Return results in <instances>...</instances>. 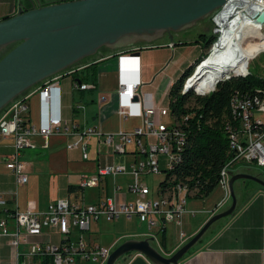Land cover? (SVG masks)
I'll return each instance as SVG.
<instances>
[{
    "label": "built area",
    "instance_id": "built-area-1",
    "mask_svg": "<svg viewBox=\"0 0 264 264\" xmlns=\"http://www.w3.org/2000/svg\"><path fill=\"white\" fill-rule=\"evenodd\" d=\"M262 8L264 0H225L210 14L211 33H215V40L208 48H212L219 38L228 35V31L237 32L251 21L255 22V14ZM254 55L255 53L250 58ZM136 57L129 55V52L118 53V64L122 65H119L117 70L115 89L118 117L122 120L131 116L139 118V123L131 129L102 131L95 124L81 125L61 118L59 113L49 115L43 112L53 99H58V79L73 70L80 73L84 64H76L74 67L52 74L44 78L42 83L31 87L38 95L40 108L38 121L33 122L26 116L28 106L26 98L29 94L27 91L0 110V137L11 139V149L8 153L1 154L0 160L14 176V187L9 192L11 198H7L0 190V239L4 238L6 244L13 250L16 264H39L42 255L50 256V264H73L75 259L92 260L97 261L96 264H103L115 244L109 246L95 242L89 244L82 234V230L88 228L89 222L98 218L112 220L119 216L129 218L134 215L148 230L141 232L140 236H152L153 241L163 229L164 222L174 221L179 226V238H182L181 241L186 240L180 228V218L186 211L187 187L179 183L160 187V180H163L166 173V163L170 162L175 154H180L181 135L185 134L180 123L189 115H183L181 121L179 120V127L170 128L167 122L163 121L165 106L141 103L140 82L123 75V72L130 68L129 62ZM240 70L244 71V74L248 73L247 61ZM222 79H225L222 75L215 78L213 88L206 90V94ZM94 84L93 80L83 79L82 75L71 80V86L75 90L89 89L94 87ZM199 87H203V83ZM135 104L137 109L133 110L132 105ZM235 105L238 128H231L228 122L223 126L229 151L225 170L219 172L217 180L223 196L210 209V214L221 206L229 195L227 186L229 171H239V168L249 164L264 170V123L254 115L255 111L264 112V91L261 93L243 91L241 96L235 97ZM78 106L76 103L75 107ZM51 135L66 137L65 148L78 149L82 159L93 160L94 157L97 159L99 155L97 143L106 146L108 150H104L106 154L123 152L125 146L131 143L134 159L129 164L104 162L98 164L93 173L79 175L75 186L80 189L99 188L100 193H97L94 202L84 203L78 200L71 201L68 197H58L48 201L41 210H18L16 186L27 181L24 162L18 158L19 151L31 145L34 137L39 136L46 140ZM91 138L96 143L91 150L92 157L89 151ZM135 155L142 158L135 160ZM158 172L163 176L158 180L155 189L140 181V176ZM117 174H127L131 178L132 182L126 185V190L134 194V200H124L116 195L118 185L114 183L112 195H107L105 178ZM166 181H171V178ZM102 190L105 191L104 195L101 193ZM73 231L76 232V236L71 238L70 235L75 234H72ZM43 234H46L47 238L38 239ZM52 234L57 236L56 242L51 241Z\"/></svg>",
    "mask_w": 264,
    "mask_h": 264
},
{
    "label": "crops",
    "instance_id": "crops-1",
    "mask_svg": "<svg viewBox=\"0 0 264 264\" xmlns=\"http://www.w3.org/2000/svg\"><path fill=\"white\" fill-rule=\"evenodd\" d=\"M19 2L24 3V0H0V19L4 16L12 15ZM49 2L39 3L43 4ZM175 34L176 33H174L172 37L175 36ZM198 41L199 40H196L195 38L191 43H176L173 38L168 40L167 36L163 35L152 42H143L140 44L135 43L126 48L118 47L110 50L106 47H102L94 55H91L81 61V64L84 65L90 63L94 65V72L95 74L97 73L95 80L93 77V82L95 83L94 87L85 90H76L78 91V97L75 98L73 96V90L75 89L71 86V77L69 76V80L66 81L63 86L60 84V81H58V99H53L48 108H44L43 112L49 115L59 113L61 118L81 125L95 124L102 131L112 132L116 131L118 128L126 130L131 129L139 123V118L137 116H131L124 120L120 119L116 113V101L111 102L110 100L109 102L107 100L108 97H111V99L113 97L114 99L116 98L115 89L117 84V70L119 65H122L121 63L118 64L119 50L133 49L138 51V56L136 59L129 62L130 68L126 69L125 72H123V75L129 79H136L140 82L139 89L141 93V103L143 105L165 106L167 105V89L171 82L175 79L176 69L178 67L176 62L186 61L191 58V56L195 55L196 51H198L197 48H200ZM115 55L116 57L114 59L112 58L108 61L109 58ZM174 60L175 63L171 64ZM101 61L105 62L99 63ZM107 63H109L110 68L111 65H113L112 69L114 68L112 71L114 73V81L112 83L113 87L111 88L112 92L105 90L107 89L106 84L104 86V83L99 82V78L104 74V72H108L105 69ZM103 65L104 68L101 69V66ZM27 92H29V94L26 98L28 104L26 116L31 121L36 122L39 119L40 111L37 91L30 88ZM102 97L104 99H102ZM81 98H83L85 103L93 102L95 99L97 103L96 108L90 111L86 110L84 108V102L80 101ZM76 103L79 104L78 107H75ZM167 108L168 107H166V109ZM132 109L136 110L137 105H132ZM254 115L260 118L264 123V112L255 111ZM5 139H8L9 141L5 142ZM0 140H3V143H1V149L4 150L9 148L7 150L9 152L11 149V139L0 137ZM66 140V137L62 135H51L48 136L46 140L36 136L32 139L31 145L27 147L32 150L31 153H44L41 150L46 149L48 154L46 164L47 166H54L56 164H64V157L67 152L70 153L72 150L79 152L78 149H72L71 151L66 149L64 146ZM91 143L94 145L96 144L92 138ZM4 153L7 152H0V156ZM28 157L31 158L32 156ZM35 160L37 159H33L30 163H25L23 161L26 174L28 172L32 175H36L33 167ZM109 161L110 158H106L103 160V163ZM243 167L248 166L246 165ZM238 170L255 174L249 170L242 169V167ZM0 172V190L4 192L5 196H8V193L14 187V176L7 168ZM61 183L62 182L59 181L56 194L51 193L47 198L41 199V201L40 198L36 197L38 207L40 208L35 210L43 209L47 202L52 199L65 197L66 195L69 196L70 189L67 188V185L73 183L66 180L63 185H61ZM106 187L107 179L105 178V188ZM235 192V206L233 212L211 222L202 233L199 240L182 256L179 260V264H264V188L257 184H246L245 181L242 182L240 180L237 183ZM221 197L217 198L214 202H211L212 204L210 203L207 206L204 204H199L195 206L196 208H186L185 206L186 211H184L181 216L185 225V231H183L184 239H187L200 227V225L210 215V209L215 206ZM16 207L19 210L17 203ZM168 222H170V225L167 229L166 224ZM97 223L98 219H93L89 222L88 228L82 230L83 237L89 244L93 243L92 238L90 239L89 237L90 225L94 229ZM176 226L178 225L174 221L164 222L162 231L163 239L161 243L164 251L162 253L165 255L171 253L184 241H181L182 238H179L178 232H176ZM44 230L51 229L44 228ZM73 233L76 234L75 231H73L72 234ZM140 235V232H135L131 228L120 227V229L116 230L110 238L105 240L109 245H116L118 243L117 240L122 236L133 238L143 237ZM46 238V234L38 237V239L42 240H45ZM50 239L51 241L56 242L57 236L52 234L50 235ZM100 245H102V243ZM0 264H16L13 250L6 244L4 238L0 239ZM114 264L153 263L138 252L132 251L129 252L125 258H118Z\"/></svg>",
    "mask_w": 264,
    "mask_h": 264
},
{
    "label": "water",
    "instance_id": "water-1",
    "mask_svg": "<svg viewBox=\"0 0 264 264\" xmlns=\"http://www.w3.org/2000/svg\"><path fill=\"white\" fill-rule=\"evenodd\" d=\"M19 2L12 15L0 19V110L32 86L68 67L81 64L102 47L116 49L149 43L172 35L206 17L225 0H59ZM254 21L264 22V8ZM138 56L136 50H122ZM250 179L264 187V179L245 171H229L230 203L210 214L200 227L171 253L165 255L152 244V236L129 237L118 242L103 264H114L132 251L153 264H179L214 220L231 214L235 206L232 183Z\"/></svg>",
    "mask_w": 264,
    "mask_h": 264
},
{
    "label": "rangeland",
    "instance_id": "rangeland-1",
    "mask_svg": "<svg viewBox=\"0 0 264 264\" xmlns=\"http://www.w3.org/2000/svg\"><path fill=\"white\" fill-rule=\"evenodd\" d=\"M49 1L54 2V1H59V0H34V2H49ZM261 31L264 32V24L261 25ZM200 32L206 34L207 36L209 34H213L214 40H215V33H211L210 15L203 17L201 19H198L192 25L175 32L176 34L172 38L176 43L178 39L179 40H193L195 38L198 39L199 38L198 33ZM198 42L200 44V48L199 47L197 48L198 51H196L195 55L191 56V58H189L186 61L176 62L178 67L176 69L175 78L181 73V71L187 65H189L190 62H191L190 63V66H191L192 62L194 63V61L200 59L202 55L205 56L208 53L210 49L208 47L210 46L211 43L209 44L208 47L202 48L201 41H198ZM257 53H255L253 57L251 58L249 57V59H247V69L249 73L255 76H263L264 75V49L260 50ZM115 57L116 55L109 58L108 61H110V59L112 58L114 59ZM86 58L88 57L83 58V60ZM234 60L235 61L233 62L229 61L228 65L233 64V63L237 64V62L239 63V60L237 59H234ZM104 62L105 61H101L99 63H104ZM173 63H175V60L171 62V64ZM240 63H242V61H240ZM112 67L113 65H111V68H110L109 63H107L105 69L108 72H104V74L99 78L100 83H104V86L106 84L107 89L105 90L111 91V92H112L111 88L113 87L112 83L114 81V78H113L114 73L112 72L114 68L112 69ZM103 68H104V65L101 66V69ZM90 73H93V74H90ZM220 74L222 73L220 72ZM78 75L79 76L82 75V78L86 80H92L94 77V80H95L97 73L95 74V72L91 71V69L86 68V70L82 69ZM208 75L207 76L205 75L204 77L202 76L200 79L207 78ZM69 76H70L69 74H66V75L61 76L58 79V81H60V84L62 86L66 83V81L69 80L70 78ZM77 92L78 91L73 90V96L75 98L78 97ZM107 100L109 102L110 100L111 102H115L116 98L114 99L113 97L111 99V97H108ZM80 101L84 102L83 98H81ZM96 106H97V103L95 99L93 102H88V103L84 102V108L88 111L93 110L94 108H96ZM165 106L168 107V105H165ZM163 121L167 122L168 127H171L174 125V118L171 115V113H169L168 108L166 109V115L164 116ZM88 125H92V124H88ZM8 141H9L8 139H5V142H8ZM1 143H3V140L2 141L0 140V152L8 153L7 150L9 148L4 149V150L1 149L2 148ZM93 145L94 144L91 143V147L89 150L90 157H92L91 153L93 152H91V150L94 149ZM132 146L133 145L131 143H128L125 146L123 152H120V153L111 152L112 154L111 156V154L108 155L104 152V150L108 151L106 149V146L104 147L103 144L98 143L97 149L99 150L98 151L99 155L97 159H95L94 157L93 160L81 159L79 152H77L76 150H72V151L70 150L71 152L70 153L67 152L64 157V161H65L64 164H56L54 166H47L46 164V160L48 156L46 149L41 150L44 153H38V152L31 153L32 150L29 149L28 147L21 148L19 151V155H18V158L20 160L24 161L25 163H30V161H32L33 159H37V160H35V162L33 163V167H34L36 175H32L27 172V181L24 183L18 184L16 186V203L18 205L19 210H35V209L40 208L38 207L37 198H40V201H41V199L47 198L51 193L56 194V191L58 190V186H59V181L62 182L61 185H63L65 180L70 183L77 184L80 174L93 173L97 165L99 163H103V160L106 158H110V161L123 162V163L129 164L134 159L133 153L131 151ZM28 156H32V157L29 158ZM141 158L142 157L140 155H135V160H139ZM161 165H164V164H160V166ZM242 169L249 170L257 174L262 179H264V170L254 164H249L248 167H242ZM3 170H5L4 162L0 160V171H3ZM162 176L163 174L160 172L142 175L140 176V181L144 183L145 185H147L148 187L152 186V188L155 189V187L157 186L158 180L161 179ZM106 179H107V195L108 196L112 195L113 185L117 184L118 189L116 191V195H118L121 198H124V200H128V201L134 200V194L126 190V185L132 182L131 178L127 174H117L111 177L107 176ZM238 181L240 180L236 179L232 183L234 193H236L235 191L237 188ZM245 183L246 184H256L254 181L250 179H245ZM13 186H14V183H13ZM98 192L100 193V190L98 187H84L82 189H80L79 187H74L71 191H69V196L65 194L66 195L65 197H68V199L71 201L78 200L79 202L82 201L84 203L94 202L97 199ZM101 193L104 195L105 191L102 190ZM221 196H222V190L220 186L217 184L204 197H196L192 195H187L185 206L186 208L188 207L196 208L195 206L199 204H204L207 206L211 202H214L217 198ZM7 198H11V195L9 193H8ZM229 203H230V196L228 195V197L224 200L223 204L219 206L218 208H216L214 212L227 207ZM180 221L182 222L180 223V228L183 231H185V225H184L182 217L180 218ZM169 225H170V222L166 224L167 229L169 228ZM120 227H127L129 229L131 228L133 231L140 232V233L148 231L145 224L139 221L138 219H136L135 216H131L130 218H124L123 216H119V218L117 217L112 220H104L102 218H98V223L94 229L90 225L89 237L90 239L92 238V242H96L100 244L102 243V245L109 246V244H107L105 239L110 238L116 230L120 229ZM176 227H177L176 232H178L179 226H176ZM70 236L71 238H74L76 234H73ZM127 238L129 237L122 236L117 240V242H120L121 240L127 239ZM152 244L156 246L161 252H164L163 246L161 243L160 233L157 234V237L154 238V241H152ZM96 263L97 261H92V260H75L73 264H96Z\"/></svg>",
    "mask_w": 264,
    "mask_h": 264
},
{
    "label": "trees",
    "instance_id": "trees-1",
    "mask_svg": "<svg viewBox=\"0 0 264 264\" xmlns=\"http://www.w3.org/2000/svg\"><path fill=\"white\" fill-rule=\"evenodd\" d=\"M23 5L29 7V1L24 0ZM202 48L208 47L214 41V36L199 33ZM197 40V39H196ZM193 40H178L177 43H191ZM10 47L7 45L0 51V56ZM191 63V62H190ZM187 65L181 73L171 82L167 89V105L169 113L174 118V127H179V120L188 114L180 123L185 131L184 142L181 146L179 159L172 168L167 167L160 187L179 183L185 185L188 195L203 197L217 185L218 174L229 160L228 140L223 129L226 123L235 128L236 123L231 116V98L235 93L264 91V75L255 76L242 72L240 66L233 63L226 66L225 79L216 82L212 91L206 94V90L213 88V83L204 82V79L196 80L187 89L184 82L193 72L198 60L190 66ZM72 65L68 68L74 67ZM67 68V69H68ZM94 72L92 63L83 66ZM79 72L73 70L69 73L71 80L76 79ZM93 74V73H90ZM93 80V79H92ZM203 83V87H199ZM171 178V181L166 179ZM257 184V183H256ZM258 185V184H257ZM260 186V185H259ZM77 187L68 184L70 191ZM262 187V186H260ZM264 188V187H262ZM163 229L160 230L161 242ZM189 251V250H188ZM39 264H50V256H40Z\"/></svg>",
    "mask_w": 264,
    "mask_h": 264
},
{
    "label": "bare ground",
    "instance_id": "bare-ground-1",
    "mask_svg": "<svg viewBox=\"0 0 264 264\" xmlns=\"http://www.w3.org/2000/svg\"><path fill=\"white\" fill-rule=\"evenodd\" d=\"M262 49H264V32L261 31L260 23L251 21L249 25L242 27L237 32L228 31V35L223 38H219V40L212 46V48L209 49L208 53L205 56L202 55L200 59H198L196 67L194 68L193 72L190 74L188 79L185 81L184 89H187L190 85H192L196 80H199L202 76H207L210 72L212 73H210L208 77L205 78L204 82L213 83V80L221 75L225 78L226 66L228 65L229 61H235L234 59L239 60V63L237 62V65L240 66V69H243L247 59H249V57L257 51ZM240 61H242V63H240ZM220 72L222 74H220ZM239 96H241V93L237 92L231 98L230 112L232 116V121L236 123L235 128H238V117L236 116L235 97ZM170 128L176 127L171 126ZM183 142L184 136L182 134L180 151ZM178 159V154H175L174 158L170 162L166 163V171L167 167L172 168L175 160L177 161ZM224 170L225 166L222 168L221 172H223Z\"/></svg>",
    "mask_w": 264,
    "mask_h": 264
},
{
    "label": "flooded vegetation",
    "instance_id": "flooded-vegetation-1",
    "mask_svg": "<svg viewBox=\"0 0 264 264\" xmlns=\"http://www.w3.org/2000/svg\"><path fill=\"white\" fill-rule=\"evenodd\" d=\"M123 50V49H122ZM122 50H119V51H122ZM118 52V51H117Z\"/></svg>",
    "mask_w": 264,
    "mask_h": 264
}]
</instances>
